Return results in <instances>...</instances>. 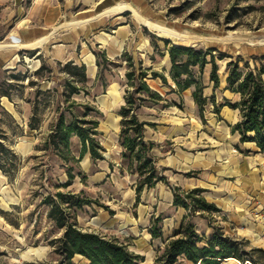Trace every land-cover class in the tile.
Segmentation results:
<instances>
[{
    "label": "rangeland",
    "instance_id": "rangeland-1",
    "mask_svg": "<svg viewBox=\"0 0 264 264\" xmlns=\"http://www.w3.org/2000/svg\"><path fill=\"white\" fill-rule=\"evenodd\" d=\"M84 1L77 8L85 7L88 0ZM128 2L132 10H127V17L136 14L140 22L136 21L139 32L125 50L134 55L137 66L142 60L145 67L152 66L169 78V82H165L162 77L149 73L148 81L165 99L145 100L139 113L152 122L147 125V136L156 141L154 152L158 163L163 169L167 168L166 172L175 181L178 170L167 167V161L177 165L184 155L204 157L225 143V136L229 139L233 136L228 129L241 118L240 114L233 112L229 105L217 112L219 104L226 100L224 86L228 61L232 58L220 55L225 51L232 53L234 58L249 57L252 66L264 63V0ZM115 5L107 11H117L113 9ZM160 37L169 38L170 42ZM173 44L217 48L221 77L218 88H214L211 79V62L204 69L196 65L192 71L205 84L204 93L209 99L203 109L194 95L196 84L183 92L177 90L168 49ZM94 46L96 54L105 49L96 41ZM109 58L114 62L102 59L98 77H89L85 83L79 81L85 89L70 95L69 99L67 78L71 74L64 69V61L49 65L52 71L49 67L37 72L23 57L16 66L0 70V133H6L5 140L18 153L12 170L7 172L0 168V262L41 264L62 258L60 237L64 228L48 215L50 205L44 202L50 192L73 191L81 197H90L91 203L72 208L73 219L83 228L98 230L128 243L131 249L145 254L149 264L154 262L159 248L181 227L183 216L190 211L183 205L173 204L169 185L164 180L146 186L138 200L139 173L123 157L120 141L123 117L120 109L126 101L128 62L121 55ZM214 92L217 104L212 99ZM229 95L231 100L239 99L238 95ZM90 106L93 109H89ZM61 113H65L68 122L76 114L99 118L106 158L95 159L89 152L82 154L83 143L77 135L71 139V149L77 160L66 159L58 149L48 147L46 139ZM32 123L36 127H32ZM70 169L75 177L65 184L70 179ZM160 215L163 218L158 221ZM174 219L177 222L169 228ZM188 219L197 222V229L207 238L213 237L216 227H221L230 236L248 239L249 249L264 247L259 233L244 234L243 228L241 233L228 232L222 226L225 217L219 211H199L190 214ZM238 219L242 221L241 227H254L257 232L253 220ZM153 226L161 227L164 234L151 239L148 231ZM36 247L40 249L38 253L34 250ZM255 256L260 257V252L256 251ZM79 257L76 255L75 260ZM236 262V258L225 260L226 264Z\"/></svg>",
    "mask_w": 264,
    "mask_h": 264
},
{
    "label": "trees",
    "instance_id": "trees-1",
    "mask_svg": "<svg viewBox=\"0 0 264 264\" xmlns=\"http://www.w3.org/2000/svg\"><path fill=\"white\" fill-rule=\"evenodd\" d=\"M160 38L170 42L169 38ZM153 43L156 45L155 41ZM168 49L172 62L171 73L178 85L177 90L183 92L196 84L194 95L203 109L209 99L204 93L205 84L192 74V71L196 65L204 69L211 62V79L214 81V88H218L221 85V77L216 55L217 48L173 44ZM97 56L100 71L103 65L102 59L106 62H114L107 55L106 49L98 51ZM226 56L232 57L228 61L226 88L236 91L239 99L231 100L226 97V100L217 107V112H221V108L226 104L238 108L241 118L233 125V129L241 133L243 141H255L264 150V63L261 66L257 63L252 66L249 59H244L242 56L234 58L231 53L225 51L220 55L221 58ZM121 57L128 62L126 73L128 80L126 101L120 109L123 116L120 141L123 146V157L130 165L135 166L139 173L138 200H140V195L146 186H154L163 180L169 181L168 175L162 171L153 151L157 143L147 138V125L152 122L143 119L139 113L145 100L165 99L163 93L148 81L149 73L152 72L153 77H162L165 82H169V78L166 73L152 66L145 67L142 60L137 66L134 55L128 50H125ZM242 60H245L244 65ZM49 67L43 62L36 71L40 72ZM50 69L53 70L52 67ZM64 69L71 74L67 78L69 99L70 95L85 89V85L80 84L79 81L85 83L89 79L88 66L85 62L79 63L70 59L65 63ZM212 99L217 104L215 92ZM89 109L93 107L90 106ZM100 122L97 117L77 114L68 122L65 113H61L46 139L47 146L58 149L66 159L77 160L71 149V139L77 135L83 143L82 154L89 152L95 159L106 158L105 146L100 138L103 133L99 128ZM31 126L36 127L35 123ZM5 138L6 133H0V168L8 172L12 170V164L18 153ZM69 175L70 179L65 184L71 183L75 177L71 169ZM174 190V203L183 205L190 211L185 214L181 227L163 247L159 248V253L152 264H226L225 259L229 257L238 260L235 264H264V247L249 249L248 239L230 236L221 227H216L213 237L207 238L197 229L195 223L188 219L190 214L199 211L220 210L215 202L207 198L205 194L207 188L196 186L185 189L175 185ZM92 201L90 197H81L79 193L73 191L59 190L45 196L44 202L50 205L48 215L59 227L64 228V234L60 237L62 258L57 262L41 264H79L74 260L78 253L89 258L86 264H149L146 262V255L131 249L128 243L101 231L83 228L73 219V207H83L85 203ZM162 218L160 215L157 220L160 221ZM151 232L154 236L163 234L162 228L158 226L151 227ZM256 251L260 252V257L255 256ZM0 264L4 263L0 262Z\"/></svg>",
    "mask_w": 264,
    "mask_h": 264
},
{
    "label": "crops",
    "instance_id": "crops-1",
    "mask_svg": "<svg viewBox=\"0 0 264 264\" xmlns=\"http://www.w3.org/2000/svg\"><path fill=\"white\" fill-rule=\"evenodd\" d=\"M74 1L0 0V70L10 68L8 65L11 62L16 66L23 57L35 70L43 62L54 66L59 62L74 59L79 63L85 62L89 77L97 78L100 66L94 51L95 41L105 48L111 57L120 56L129 48L135 34L139 32L136 21L140 22L136 14L131 18L127 17V10H132L129 0H88L85 7L79 8L77 6L80 2L85 1ZM121 1H125L128 7L118 9L114 13L107 11L108 7ZM142 15L146 16L143 13ZM225 83V98H230L229 94L238 95L239 98L236 91L226 88L227 76ZM229 108L240 114L238 108ZM225 109L224 105L221 112ZM233 125L228 129L233 135L231 139L225 136V143L213 148L208 155H184L177 165L167 161V167L172 166L178 170L175 181L171 179L170 173L166 172L167 168L164 170L159 165L168 175L169 181L164 182L169 185L173 204L175 185L184 188L205 187L207 198L220 207L218 211L225 217L222 226L232 234L241 233V228L245 230L244 234L259 233L260 242L264 246V150L255 141H243L241 133L235 131ZM238 217L253 220L257 232L254 227H241L242 221H239ZM175 221L176 219L169 224V228ZM148 232L151 239L160 237L154 236L151 228ZM169 232L172 233V230ZM77 255L81 256L77 260L76 256L74 257L77 263L86 264L89 261L84 254Z\"/></svg>",
    "mask_w": 264,
    "mask_h": 264
},
{
    "label": "bare ground",
    "instance_id": "bare-ground-1",
    "mask_svg": "<svg viewBox=\"0 0 264 264\" xmlns=\"http://www.w3.org/2000/svg\"><path fill=\"white\" fill-rule=\"evenodd\" d=\"M127 7V4H126V2H119V3H117V5H115L114 7H113V9H122V8H126ZM180 35H182L181 33H179ZM222 37H226V36H222ZM241 38H243V37H241ZM250 40L251 41H253L254 42V39L253 38H250ZM9 67H14L13 66V63L11 62L9 65H8ZM163 82V81H162ZM161 84V83H160ZM35 251H37V253L39 252V248L38 247H36L35 249H34ZM34 252V251H33ZM151 259H152V257H153V253H151L150 254V256H149Z\"/></svg>",
    "mask_w": 264,
    "mask_h": 264
},
{
    "label": "water",
    "instance_id": "water-1",
    "mask_svg": "<svg viewBox=\"0 0 264 264\" xmlns=\"http://www.w3.org/2000/svg\"><path fill=\"white\" fill-rule=\"evenodd\" d=\"M229 258H235V257H229ZM228 258H226L225 260H227Z\"/></svg>",
    "mask_w": 264,
    "mask_h": 264
},
{
    "label": "built area",
    "instance_id": "built-area-1",
    "mask_svg": "<svg viewBox=\"0 0 264 264\" xmlns=\"http://www.w3.org/2000/svg\"><path fill=\"white\" fill-rule=\"evenodd\" d=\"M263 237H264V233H263Z\"/></svg>",
    "mask_w": 264,
    "mask_h": 264
}]
</instances>
